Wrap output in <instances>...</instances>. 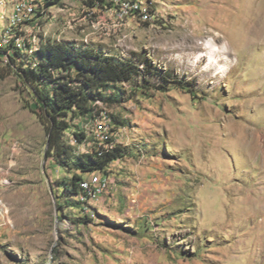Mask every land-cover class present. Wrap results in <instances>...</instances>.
Returning <instances> with one entry per match:
<instances>
[{
	"label": "rangeland",
	"instance_id": "374dc122",
	"mask_svg": "<svg viewBox=\"0 0 264 264\" xmlns=\"http://www.w3.org/2000/svg\"><path fill=\"white\" fill-rule=\"evenodd\" d=\"M18 1L0 8V264H264V0H139L135 15L121 1L34 0L36 20L16 29ZM210 41L225 72L196 59ZM47 42L140 66L98 103L103 118L75 120L86 142L64 133L90 154L109 116L124 149L85 210L63 193L73 174L47 156L46 122L10 65Z\"/></svg>",
	"mask_w": 264,
	"mask_h": 264
},
{
	"label": "trees",
	"instance_id": "16d2710c",
	"mask_svg": "<svg viewBox=\"0 0 264 264\" xmlns=\"http://www.w3.org/2000/svg\"><path fill=\"white\" fill-rule=\"evenodd\" d=\"M61 1L48 0V4L56 5ZM99 1L100 6L104 7L105 0ZM88 6L95 8L96 5L89 2ZM15 55H10V65L14 67L15 62L20 64L17 68L19 75L31 88L35 111H40L48 128L47 156L73 174L71 179L59 182L63 193L73 196L76 205L85 210L79 196L83 192L81 184L88 178L86 175L104 174L113 161L124 157V149L115 145L101 153L100 149L105 147L95 140L97 146L92 153L77 154L75 148L64 140V133L76 127V142H86L89 137L81 124H74L75 120L86 118L97 121L103 118L105 110L98 103L107 101L106 93L114 95V87L128 83L138 75L140 66L133 60L105 54L85 42H47L33 55L25 52H16ZM105 121L110 131L111 118L105 116ZM111 131L113 133L114 130ZM68 204L70 202L60 205L63 207ZM85 220L90 221V217L87 216Z\"/></svg>",
	"mask_w": 264,
	"mask_h": 264
},
{
	"label": "bare ground",
	"instance_id": "6f19581e",
	"mask_svg": "<svg viewBox=\"0 0 264 264\" xmlns=\"http://www.w3.org/2000/svg\"><path fill=\"white\" fill-rule=\"evenodd\" d=\"M112 1L123 2L124 6L126 7V10L125 11L123 10L124 15L127 14L128 11H130V13L133 15H135V13H140L143 11V5L139 0H112ZM27 3L28 2L22 0V1L16 2V4L14 5L13 10L10 14V20H11L12 28L17 29L18 26L22 25L25 22L26 18H27L26 21H30V20H32V17L35 16V14L37 15L36 6H34L32 4H27ZM4 4H5V0H0V8H2L4 6ZM26 4H27V12L28 13H17V12H20L21 5H26ZM141 19H144V18H141ZM121 23H123V22L121 21ZM21 40H23V37H18L17 39H15L14 46H16L18 48H22V41ZM11 41H14V39ZM208 46H209V51H207L205 54H203V53L197 54V56H196L197 61H200L203 57H208L209 58V66L215 65V66H217L218 71L220 70V72H225L230 67V63H231V61L227 58V54L225 53V51L217 48L211 41L208 43ZM221 57H226V59L224 61H221L220 60ZM106 128L103 129V132L101 131L102 135L100 138L101 139L100 145H103L106 149H109V148H111L110 140L112 137H111L110 132L108 131V128L107 129ZM108 180H109V178H108ZM108 180L105 178V174H103V173H94V174L90 175L88 177V179H85L81 184L83 192L80 194L79 200L84 205H86L87 203H90V202L97 201L108 190V185H109ZM86 182H87L88 186H95V192L94 193H89V188L85 186Z\"/></svg>",
	"mask_w": 264,
	"mask_h": 264
},
{
	"label": "built area",
	"instance_id": "2783aa9c",
	"mask_svg": "<svg viewBox=\"0 0 264 264\" xmlns=\"http://www.w3.org/2000/svg\"><path fill=\"white\" fill-rule=\"evenodd\" d=\"M34 2H36V1H34V0H30L27 4H34ZM27 4H26V5H21V10H20V12H17V13H28V12H27ZM99 5H100V2H99V1H96V6H99ZM31 15H32V14H31ZM35 20H36V19L32 18V23H33ZM12 38H16V37H15V33H12ZM103 151H107V149H101V153H102ZM85 186L89 188V193H94V192H95V186H88V185H87V182H86Z\"/></svg>",
	"mask_w": 264,
	"mask_h": 264
}]
</instances>
